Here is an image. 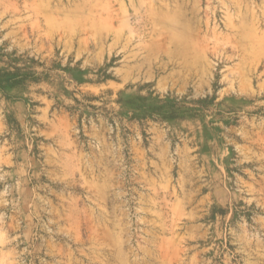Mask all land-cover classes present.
Listing matches in <instances>:
<instances>
[{
  "label": "rangeland",
  "instance_id": "obj_1",
  "mask_svg": "<svg viewBox=\"0 0 264 264\" xmlns=\"http://www.w3.org/2000/svg\"><path fill=\"white\" fill-rule=\"evenodd\" d=\"M0 264H264V0H0Z\"/></svg>",
  "mask_w": 264,
  "mask_h": 264
}]
</instances>
